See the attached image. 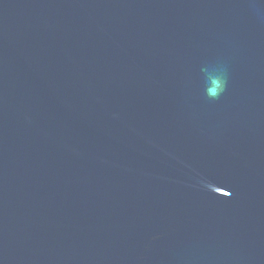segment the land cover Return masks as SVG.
Here are the masks:
<instances>
[{
    "label": "water",
    "instance_id": "obj_1",
    "mask_svg": "<svg viewBox=\"0 0 264 264\" xmlns=\"http://www.w3.org/2000/svg\"><path fill=\"white\" fill-rule=\"evenodd\" d=\"M0 264H264V0H0Z\"/></svg>",
    "mask_w": 264,
    "mask_h": 264
},
{
    "label": "clouds",
    "instance_id": "obj_2",
    "mask_svg": "<svg viewBox=\"0 0 264 264\" xmlns=\"http://www.w3.org/2000/svg\"><path fill=\"white\" fill-rule=\"evenodd\" d=\"M215 83V82H214ZM224 90V84H217V87L209 92L211 98L216 99Z\"/></svg>",
    "mask_w": 264,
    "mask_h": 264
}]
</instances>
